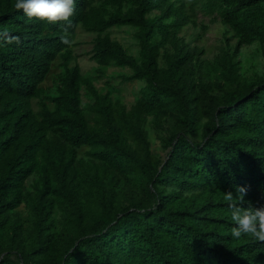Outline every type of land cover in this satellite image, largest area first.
<instances>
[{
    "label": "trees",
    "instance_id": "obj_1",
    "mask_svg": "<svg viewBox=\"0 0 264 264\" xmlns=\"http://www.w3.org/2000/svg\"><path fill=\"white\" fill-rule=\"evenodd\" d=\"M15 3L0 0V264H264V239L232 235L243 216L264 236V75L237 61L264 53V0H76L55 24ZM199 13L233 52L202 62L183 43ZM124 27L140 60L109 35ZM80 28L100 73L144 83L130 110L82 75Z\"/></svg>",
    "mask_w": 264,
    "mask_h": 264
},
{
    "label": "rangeland",
    "instance_id": "obj_2",
    "mask_svg": "<svg viewBox=\"0 0 264 264\" xmlns=\"http://www.w3.org/2000/svg\"><path fill=\"white\" fill-rule=\"evenodd\" d=\"M214 16L206 17L199 13L196 26H189L184 29L179 38L202 62H213L223 55V53L233 50L236 47V40L231 35L226 34L228 28L220 21H213ZM136 29L130 27L113 28L109 31L112 40L119 42L127 50L128 54L140 60V49L135 38ZM96 34H89L82 28L77 32L75 38L74 54L77 57L82 75L94 80L96 88L102 93H111L113 98H119L130 110L140 96V90L144 87L143 82L123 83L122 77L130 75L132 72L128 68L108 67L100 73L99 66L93 59V48ZM230 38V39H229ZM229 39V40H228ZM240 62L241 74L250 80H256L264 75V53L259 51V47L254 45L242 48L237 57ZM60 62L54 64L53 70L44 83L45 89H50L51 93L56 92L55 80L61 73ZM83 105L88 106L93 100L82 90ZM37 108V102L34 101ZM91 120V116L88 115ZM147 129L154 153L165 158L166 152L162 147L160 136L153 130L151 120H148ZM88 149L84 148L81 154ZM23 213V209L19 210Z\"/></svg>",
    "mask_w": 264,
    "mask_h": 264
},
{
    "label": "clouds",
    "instance_id": "obj_3",
    "mask_svg": "<svg viewBox=\"0 0 264 264\" xmlns=\"http://www.w3.org/2000/svg\"><path fill=\"white\" fill-rule=\"evenodd\" d=\"M76 0H16L15 8L22 10L24 15L29 18L46 21L48 23L70 22V18L75 11ZM235 219V217H234ZM251 217H240L237 221V227L233 230L234 237H240L243 234H251L264 239L259 235L256 221Z\"/></svg>",
    "mask_w": 264,
    "mask_h": 264
}]
</instances>
